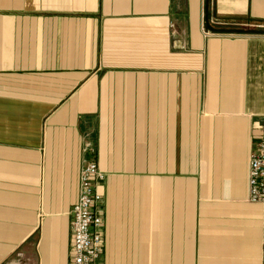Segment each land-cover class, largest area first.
<instances>
[{
    "label": "crops",
    "instance_id": "obj_1",
    "mask_svg": "<svg viewBox=\"0 0 264 264\" xmlns=\"http://www.w3.org/2000/svg\"><path fill=\"white\" fill-rule=\"evenodd\" d=\"M263 124L264 0H0V264H72L90 160L101 264H263Z\"/></svg>",
    "mask_w": 264,
    "mask_h": 264
},
{
    "label": "built area",
    "instance_id": "obj_2",
    "mask_svg": "<svg viewBox=\"0 0 264 264\" xmlns=\"http://www.w3.org/2000/svg\"><path fill=\"white\" fill-rule=\"evenodd\" d=\"M105 180L106 173L96 161L90 160L85 164L80 176L79 199L71 209L74 234L72 264H101L104 239L100 230L103 219L95 210V206L102 199L99 186ZM248 200L261 204L264 212V124L261 126L259 141L249 156ZM6 264H39V261L18 250Z\"/></svg>",
    "mask_w": 264,
    "mask_h": 264
},
{
    "label": "rangeland",
    "instance_id": "obj_3",
    "mask_svg": "<svg viewBox=\"0 0 264 264\" xmlns=\"http://www.w3.org/2000/svg\"><path fill=\"white\" fill-rule=\"evenodd\" d=\"M261 126H262V125H258V126H256V129H257L258 132L261 131ZM19 250H24V246L19 247ZM17 251H18V250H17ZM24 251H25V250H24Z\"/></svg>",
    "mask_w": 264,
    "mask_h": 264
}]
</instances>
